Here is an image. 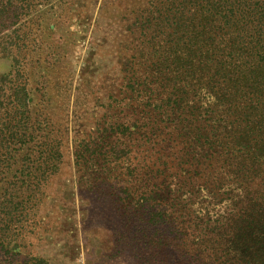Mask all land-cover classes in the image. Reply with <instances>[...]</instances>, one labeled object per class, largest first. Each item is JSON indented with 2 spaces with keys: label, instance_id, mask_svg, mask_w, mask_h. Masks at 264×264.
<instances>
[{
  "label": "trees",
  "instance_id": "16d2710c",
  "mask_svg": "<svg viewBox=\"0 0 264 264\" xmlns=\"http://www.w3.org/2000/svg\"><path fill=\"white\" fill-rule=\"evenodd\" d=\"M50 2L0 0V264H51L35 247L64 141L20 56ZM104 8L122 22L119 75L85 83L74 141L91 217L112 234L100 264H264V0Z\"/></svg>",
  "mask_w": 264,
  "mask_h": 264
},
{
  "label": "rangeland",
  "instance_id": "374dc122",
  "mask_svg": "<svg viewBox=\"0 0 264 264\" xmlns=\"http://www.w3.org/2000/svg\"><path fill=\"white\" fill-rule=\"evenodd\" d=\"M116 1L51 0L42 18L33 14L34 21L26 20V29L22 28L24 21L2 35H10L18 27L28 34L20 56L29 88L37 101L50 107L54 127L62 129L63 162L47 191L49 200L43 221L49 235H44L43 242H36L35 247L51 264H100L103 252L110 249L103 246L112 236L111 231L103 230L97 216L91 217L95 204L80 184L74 141L83 137L84 118L90 119L84 110L85 83L91 81L96 86V82L99 85L101 80L119 75L117 36L122 22L104 8ZM11 70V59H0V71ZM46 70L50 77H45ZM41 71L44 80L40 78ZM46 79L49 83L45 84ZM131 263L128 259L113 262Z\"/></svg>",
  "mask_w": 264,
  "mask_h": 264
}]
</instances>
